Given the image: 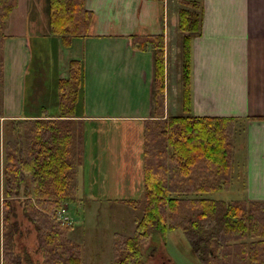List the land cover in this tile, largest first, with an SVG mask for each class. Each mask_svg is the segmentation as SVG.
Here are the masks:
<instances>
[{
	"label": "crops",
	"instance_id": "crops-1",
	"mask_svg": "<svg viewBox=\"0 0 264 264\" xmlns=\"http://www.w3.org/2000/svg\"><path fill=\"white\" fill-rule=\"evenodd\" d=\"M174 1L84 0L92 14L87 34L71 38L63 56L53 54L64 69L56 80L54 102H36L33 109L28 107L33 96L48 92L43 89L29 97L27 88L23 91L32 58L29 41L64 42L50 33L49 0H18L6 28L0 30V122L57 118L59 80L68 78L71 61L80 62L82 83L72 118L81 135L79 207L105 198L121 204L142 198L143 129L147 120L155 118L154 56L149 47L135 48L133 36L163 37L162 118L182 113L176 51L180 39L172 24L180 0ZM201 1L200 27L190 40V114L234 119L232 160L241 164L244 186L233 200L264 204V0ZM25 98L29 100L24 102ZM237 140L241 146L234 150ZM236 153L242 154L241 161Z\"/></svg>",
	"mask_w": 264,
	"mask_h": 264
},
{
	"label": "trees",
	"instance_id": "trees-1",
	"mask_svg": "<svg viewBox=\"0 0 264 264\" xmlns=\"http://www.w3.org/2000/svg\"><path fill=\"white\" fill-rule=\"evenodd\" d=\"M17 3L0 0V30ZM180 4L181 114L162 118L163 37L132 38L135 48L149 47L153 52L155 118L147 120L143 129L142 198L123 201L132 204L141 217L131 237L114 235L111 264H146L145 245L149 241L165 244L167 234L174 231L183 234L199 264H264V204L209 197L228 191L232 184L235 123L231 118L190 114V40L200 27L202 1L180 0ZM91 19L84 0H49L50 33L67 45L71 38L87 34ZM81 69L80 62L73 60L68 78L59 80L57 118L7 120L5 130L11 137L0 150L4 155L0 264H83L80 245L68 239L72 226L55 220L62 205L79 201L75 189L81 157L76 146L81 135L72 118ZM24 221L37 234L40 260H33L26 250L29 230Z\"/></svg>",
	"mask_w": 264,
	"mask_h": 264
},
{
	"label": "rangeland",
	"instance_id": "rangeland-1",
	"mask_svg": "<svg viewBox=\"0 0 264 264\" xmlns=\"http://www.w3.org/2000/svg\"><path fill=\"white\" fill-rule=\"evenodd\" d=\"M175 3V1L173 0ZM176 7L178 9L182 8V5L177 2ZM16 8V7H15ZM14 8V9H15ZM13 9V10H14ZM10 12V14L13 12ZM8 15L4 27L1 28L2 31L6 28L9 20ZM178 16L173 20L172 24L177 27ZM177 30V28H176ZM178 47L176 51L178 52V62L180 65V75L182 74V35L177 30ZM57 37V36H56ZM172 41V40H171ZM168 42L170 38L168 37ZM31 43L32 49V58L29 61L27 66L28 76L26 96L31 97L34 93H42L43 89H47V96H40L36 94L33 96L31 102L28 104L29 109H33L36 102L39 103H51L54 102L53 95L56 87V80L62 76L64 71L61 62H59L53 55L55 52L61 56L64 55V50L68 46L65 42L59 40H49L47 38H40L37 41H29ZM43 48L46 52L44 54L41 51ZM39 49V50H38ZM68 51V50H67ZM69 52V51H68ZM59 59V57H58ZM62 59V58H60ZM67 59V58H65ZM181 79V77H179ZM32 81L34 82V88L32 89ZM31 94V95H30ZM51 94V96L49 95ZM179 95V102L181 104V91ZM29 99H24L28 101ZM11 104L9 102V108ZM2 114V109L0 106V115ZM81 115H85L81 113ZM107 115V114H105ZM9 120V119H7ZM7 120L0 122V150L2 147V142L11 137L10 133L5 130L7 125ZM76 132L80 133V130L75 128ZM234 136V135H233ZM88 138V135L85 133V139ZM234 150L241 146L240 140H237ZM79 145L76 146L78 149ZM241 155H235L236 159L241 161ZM240 163L234 161L233 169V179L232 184L230 185L228 191H221L219 193L213 194V198L221 200H230L235 199L236 191L239 193L243 189V178L242 172L240 169ZM3 166H4V155L1 151L0 153V197H2L3 190ZM76 195L80 198V195L77 193V187L79 186L78 180L76 179ZM23 194V190H21ZM84 199L86 195L83 194ZM119 197V194H117ZM217 197V198H216ZM11 200H16L17 196L11 197ZM108 200V201H107ZM12 201V202H13ZM101 203L88 204V201L84 202L82 207H79L78 202L75 204L65 205L67 207L69 216L73 220L72 231L68 233L69 241L77 243L82 249V262L83 264H111L113 253H112V244L113 238L116 233H119L126 237H131L133 235L136 222L141 217V213L137 211L132 204L130 203H119L108 198L102 199ZM81 202V201H80ZM16 212L19 213L20 209L15 205ZM24 226L28 228L29 233L26 235L24 241L27 252L31 255L33 260L42 259L41 253L39 252L38 237L33 229L29 226L26 221H24ZM2 227V217H0V230ZM1 237V235H0ZM159 237H155V241L159 242ZM2 240H0L1 242ZM144 257L146 264H199L196 259L193 257L188 241L183 236L180 231L169 232L167 234V241L165 244L161 242L155 244L154 242L149 241L144 247Z\"/></svg>",
	"mask_w": 264,
	"mask_h": 264
},
{
	"label": "built area",
	"instance_id": "built-area-1",
	"mask_svg": "<svg viewBox=\"0 0 264 264\" xmlns=\"http://www.w3.org/2000/svg\"><path fill=\"white\" fill-rule=\"evenodd\" d=\"M57 220L61 223H65L68 221V218L65 216V210H61L58 213Z\"/></svg>",
	"mask_w": 264,
	"mask_h": 264
},
{
	"label": "flooded vegetation",
	"instance_id": "flooded-vegetation-1",
	"mask_svg": "<svg viewBox=\"0 0 264 264\" xmlns=\"http://www.w3.org/2000/svg\"><path fill=\"white\" fill-rule=\"evenodd\" d=\"M161 264H165V263H161Z\"/></svg>",
	"mask_w": 264,
	"mask_h": 264
}]
</instances>
